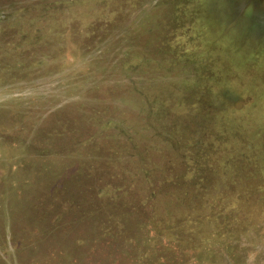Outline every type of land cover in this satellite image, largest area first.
Listing matches in <instances>:
<instances>
[{"label": "rangeland", "instance_id": "rangeland-1", "mask_svg": "<svg viewBox=\"0 0 264 264\" xmlns=\"http://www.w3.org/2000/svg\"><path fill=\"white\" fill-rule=\"evenodd\" d=\"M60 124L65 140L48 144ZM100 161L112 176L98 186L131 196L139 215L114 220L119 241L100 238L97 257L264 264V0H0V208L20 218L0 214V264L62 258L61 244L34 257L14 239L21 218L37 183ZM187 195L168 216L170 197ZM76 232L96 238L91 223ZM29 233L37 246L44 231ZM127 240L151 247L135 254Z\"/></svg>", "mask_w": 264, "mask_h": 264}, {"label": "trees", "instance_id": "trees-1", "mask_svg": "<svg viewBox=\"0 0 264 264\" xmlns=\"http://www.w3.org/2000/svg\"><path fill=\"white\" fill-rule=\"evenodd\" d=\"M67 122L70 124L68 128H71V130H73V126H72L73 124H71L70 118H68ZM57 129L58 130H56L55 132L47 133L46 137L48 139L47 140L48 144L55 143V140H57L58 142L65 140V136L67 133V130H65V127L61 126L60 124L59 128ZM90 137L91 136L87 137V139ZM79 144L80 143L76 144V146H78ZM70 150L74 151L77 149L75 148L73 149L69 147V150L67 153H69ZM67 153L65 154L59 153V154L62 155V157H70L68 155H73V154H67ZM70 153H75V152H70ZM49 156L52 158V155H49ZM52 159L49 158V163L45 164L46 171H49V170L52 171L53 167L55 166L54 165L55 162L57 163V161L53 162ZM89 165L90 164H87L88 167L86 168L88 169L84 170L83 173L81 172L77 174L79 171L76 172L77 175L74 181L71 179V177H73L74 174L68 175L67 176L68 180H66L63 185H59V183H51V182L48 183L46 180H42V182L37 183L38 185H40V188L42 189L40 192L36 191V193L39 194L38 201L36 203L31 202L30 205H28L25 208V211H28V213L23 214L24 217L21 218L22 220V224L20 225L22 226L21 230H26L25 229L26 227L28 228L26 231H22L24 233H22L21 235L17 233L16 238L14 236V239H18V240L21 239L19 241L17 240L19 243L21 242L20 244H23L25 242V238H27L26 243L28 242V245L33 244L29 247V249H30V252L33 251L32 255L34 257H36V255L34 254L36 252H38L39 255L44 253L47 250V248L45 249V247H47L45 245H48L49 242L51 241L52 244L56 243V244L63 245V247L66 250L65 253L61 251L62 258H60L59 260H58V257H56L57 254L52 255L51 260L55 264H64V263L66 264H107V263L114 264L113 263L114 257H113L112 252L105 253L103 258L97 257V250H99L97 246L100 244V240H101L100 238L103 237V238H107L108 240L119 241V238L117 237V235L112 236L111 234L107 233L110 231V228L113 227L115 223L119 222V221L115 222L114 220L119 219V218L130 220L129 218L131 214L139 215V212L136 206L133 205L135 204L136 201H134L131 196L126 195L122 197V196H119L118 194H116V196H111L110 193L112 192L108 190L109 188H105L102 185L98 186L99 182L107 183V180H102L101 174H106L107 176H110V177L112 176V174L109 171L108 164H104L100 161L99 164H96V165L91 164L90 166ZM73 166L75 167V165ZM63 177L66 178V175L63 174ZM125 179L126 177L122 178V180H125ZM66 183H67V186H65ZM126 188H128V186H126L125 189ZM150 188H153V191L155 192L159 187H158V184L152 183ZM116 190L119 192L124 191L123 189H121V187L120 189L117 188ZM32 195L34 194H31V196L28 198H32V199L35 198V195L34 197H32ZM188 196L189 195L185 197L183 196L181 198H177L175 196L170 197V205H171L170 208L171 209L168 211V213L166 212V214L168 216H171V215L179 213V211H181L179 208H181L182 203L188 202L186 204L187 205L186 207H189V203L192 200H194V198L188 197ZM87 197H89V201H90L88 205L95 203V206H96L95 210H92L89 212L87 210L85 211V209H87L86 207L88 206L87 204H85L86 203L85 200H87ZM2 201H3V204H5L6 208L2 204V207L0 208V214L3 215L5 218H8L10 216V218H13L15 222H17L16 220H20V218H17L14 216L15 215L14 213L16 211L12 212L8 216L9 211L4 210L7 208H11V207L15 209V205L13 203H8L7 201L5 202V199L3 198H2ZM24 204L22 205V208L24 207ZM136 204L138 205V203ZM36 206H37V209L33 210V207H36ZM92 206L94 205L92 204ZM30 207H32V212L29 214ZM131 211L134 213H131ZM153 211L154 213H157L155 210ZM33 212H35V215L31 216ZM107 215L109 217H107ZM160 215L164 216V214L157 213L155 214L154 218L162 217ZM162 218H165V217H162ZM2 221L4 220H1L0 224ZM87 223H91L92 229L96 231V233L92 234V237H91L93 238V236L96 235V238L90 240V243L89 241H86L85 243L83 240H81L82 237H80L79 234L76 232L79 230V228L82 225H85ZM139 226L140 227L137 229V233H139L141 230L142 232H145V233H148L147 231L153 230L148 227H146L145 229L144 226H141V225ZM61 227L63 229L60 230ZM33 228H41L44 231L43 235L40 234L41 239H39V241L37 242L36 244L37 246H35L34 244L35 242L34 240H32L33 234L29 233V230ZM143 228L146 231H143ZM12 232H14V230H12ZM95 242H97L96 246L91 245V244H94ZM129 242L130 241L126 243H128L127 246L130 247L131 245H133L134 242L133 241L132 243L131 242L129 243ZM148 244L149 243L147 242V240L139 241L137 245L135 244L136 246L133 245V248H135L133 252L137 254L138 249L142 250L146 248V246L148 248L151 247V245L149 246ZM72 247L75 248V252H80L79 247L80 248L82 247L81 250L83 249V253L82 254L76 253V257L75 255L69 254L72 252L70 250V248ZM104 247H109L110 249H112V246L110 244H106L104 245ZM40 250H42V252ZM141 258H142V255H141ZM138 261L139 259L137 260V264H139ZM1 262L3 263V261Z\"/></svg>", "mask_w": 264, "mask_h": 264}]
</instances>
